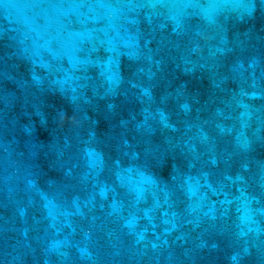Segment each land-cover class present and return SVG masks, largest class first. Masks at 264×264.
<instances>
[{"label": "water", "instance_id": "95a60500", "mask_svg": "<svg viewBox=\"0 0 264 264\" xmlns=\"http://www.w3.org/2000/svg\"><path fill=\"white\" fill-rule=\"evenodd\" d=\"M0 264H264V0H0Z\"/></svg>", "mask_w": 264, "mask_h": 264}]
</instances>
